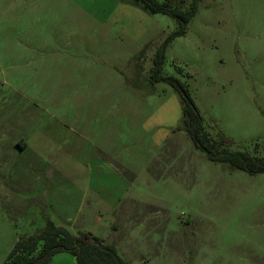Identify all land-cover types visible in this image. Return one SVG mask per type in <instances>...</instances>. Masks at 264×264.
I'll return each mask as SVG.
<instances>
[{
	"label": "rangeland",
	"instance_id": "374dc122",
	"mask_svg": "<svg viewBox=\"0 0 264 264\" xmlns=\"http://www.w3.org/2000/svg\"><path fill=\"white\" fill-rule=\"evenodd\" d=\"M157 1L194 5L183 35L136 0H0V263L49 221L127 264H264V173L208 161L150 79L163 47L204 130L264 158V0Z\"/></svg>",
	"mask_w": 264,
	"mask_h": 264
},
{
	"label": "trees",
	"instance_id": "16d2710c",
	"mask_svg": "<svg viewBox=\"0 0 264 264\" xmlns=\"http://www.w3.org/2000/svg\"><path fill=\"white\" fill-rule=\"evenodd\" d=\"M136 2L149 14H161L175 20L176 30L169 38L185 33V27L195 11L193 4L189 10L182 12L157 0ZM162 63L163 47L153 59L150 79L154 83L164 82L181 94L183 126L192 145L210 162L225 163L249 175L264 173L263 157L236 150L225 138L214 139L204 130L203 120L186 96L184 86L172 77L161 76ZM58 252L71 255L76 264H127L116 254L112 245L85 233L71 234L49 221L34 234L17 238L6 259L0 264H48L51 257Z\"/></svg>",
	"mask_w": 264,
	"mask_h": 264
},
{
	"label": "crops",
	"instance_id": "0c3cea01",
	"mask_svg": "<svg viewBox=\"0 0 264 264\" xmlns=\"http://www.w3.org/2000/svg\"><path fill=\"white\" fill-rule=\"evenodd\" d=\"M48 264H76V263L71 255L61 252L54 254L51 257Z\"/></svg>",
	"mask_w": 264,
	"mask_h": 264
}]
</instances>
